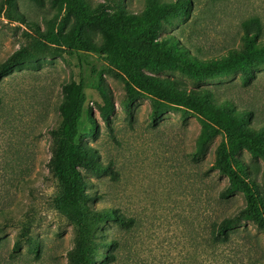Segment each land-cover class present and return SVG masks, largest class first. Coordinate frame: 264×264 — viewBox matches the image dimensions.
<instances>
[{"label": "rangeland", "instance_id": "obj_1", "mask_svg": "<svg viewBox=\"0 0 264 264\" xmlns=\"http://www.w3.org/2000/svg\"><path fill=\"white\" fill-rule=\"evenodd\" d=\"M12 1L0 0V61L21 47L28 55L0 83V264H263L264 228L250 220L230 229L227 243L206 245V225L246 202L240 191L218 193L228 177L211 165L223 131L207 125L197 153L201 118L145 92L128 98L124 76L100 52H90L96 74L77 137L84 196L77 210L63 206L53 161L63 84L79 80L80 66L74 50L44 34L70 33L74 16L57 0ZM82 1L88 10L142 16L153 0ZM188 1L185 14L167 16L157 32L183 45L186 58L217 59L242 46L243 20L258 16L264 24V0ZM81 34L87 44L101 43L96 27ZM142 71L228 99L239 112L251 111V125H264V62L221 74L154 64ZM230 154L245 178L261 184L264 199V158L241 146Z\"/></svg>", "mask_w": 264, "mask_h": 264}, {"label": "trees", "instance_id": "obj_2", "mask_svg": "<svg viewBox=\"0 0 264 264\" xmlns=\"http://www.w3.org/2000/svg\"><path fill=\"white\" fill-rule=\"evenodd\" d=\"M61 7L74 16L70 33L50 31L44 34L46 41L74 50L80 66V78L63 84L64 102L61 108L62 120L59 140L55 148L53 170L62 189V204L66 209L77 210L84 196V179L78 169L83 150L77 142L80 124L86 102V88L96 74L91 51L105 54L108 63L125 78L128 98L145 92L155 99L194 111L202 121V127L195 141L197 153L204 151L208 138L207 125L222 130L225 141L215 150L212 168L228 177V183L219 189L220 197H227L236 191L243 193L245 204L238 205L234 213L219 221L206 225V245L214 249L227 243L229 230L243 220H250L264 228V199L261 184L255 177H244L231 162L230 147L241 146L254 156L264 158V125H251L246 117L251 111L239 112L228 99H219L208 93L188 90L168 79L156 77L142 71L149 65L176 67L184 72L201 71L205 74L225 73L232 69H245L264 62V24L258 16L243 20L242 46L230 47L217 59L198 61L184 54L186 48L170 36L157 38L161 21L167 16L180 17L189 6L188 0H153L148 3L142 16L125 10L108 12L96 8L88 10L82 0H57ZM8 7L12 0H6ZM84 26L96 27L102 40L99 45L87 44L82 38ZM28 55L25 47L14 50L0 61V83L22 58ZM4 101L0 95V110ZM109 212L110 208L106 209ZM2 211H0V214ZM1 230V226H0ZM19 241L13 244L19 249ZM264 264V260L261 261ZM213 264H218L214 260Z\"/></svg>", "mask_w": 264, "mask_h": 264}]
</instances>
